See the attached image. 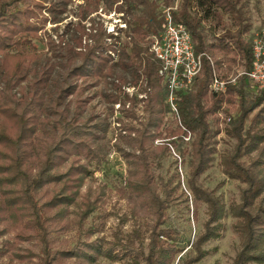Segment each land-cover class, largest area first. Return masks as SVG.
I'll return each instance as SVG.
<instances>
[{"label":"trees","instance_id":"obj_1","mask_svg":"<svg viewBox=\"0 0 264 264\" xmlns=\"http://www.w3.org/2000/svg\"><path fill=\"white\" fill-rule=\"evenodd\" d=\"M69 1L61 0L63 7H58L46 6L37 0H0L3 82L0 88V223L11 224L19 243L35 242L38 251L18 254L33 264H52L62 259L72 260V264H89L101 256L120 259L124 255L119 253L120 246L131 250L128 243L122 242L118 231L114 240L105 244L99 238L85 239L72 247L56 249L49 239L53 222L59 220L65 226L62 221L67 214L65 208L81 197V187L88 176L83 160L99 156L93 142L98 137L96 131L79 124L78 112L70 117L69 104L64 101L78 91V80L102 79L121 68L132 73L135 83L141 81V90L146 94V119L136 130L137 138H127L138 154L124 155L130 165L124 193L134 202L133 213L148 217L147 251L140 248L136 254L145 264H172L182 250L181 239L176 228L166 226V219L169 205L179 195L177 187L166 182L161 184V197L152 171L154 154L169 147L154 146L153 140L161 135L163 118L171 110L166 101V86L159 75L160 61L151 50L152 37L162 30L164 20L158 9L161 5L168 6L170 0H130L126 11L130 17L125 21L126 29L120 30L125 39L98 28L90 35L91 45L86 44L83 50L68 49L65 85L51 98L53 108L49 114L55 118L49 131L43 126L49 120L43 116L46 96L40 91L51 81L55 64H45L40 69L27 96L15 99L12 90L23 79V71L41 58L32 41L39 38L38 33L45 26L47 18L42 10L62 13ZM242 2L181 0L172 13L174 21L190 33L195 53L203 54L201 71L191 88L177 92L175 125L161 129L170 137L169 144L175 147L183 143L188 133L192 135V140L187 142L191 155L187 186L193 202L205 203L208 212L201 232L192 242V255L184 256L181 264L199 261L206 253L203 244L220 233V200L199 183L200 175L210 166L220 132L235 139V145L221 160L222 171L244 184L240 202L234 207L241 248L232 264H264V88L249 97L244 89L248 78L243 75L237 85L226 83L222 92L211 89L213 73L225 79L230 70V64L223 67L224 56L227 62H237L245 71L252 68V48L244 38L250 23L242 10ZM98 5L99 0H82L78 6L80 19ZM224 15L230 18L233 30L226 25ZM207 20L209 25L205 26ZM77 44L81 45L80 36ZM75 60L79 62L72 65ZM219 112L224 115L222 120L217 115ZM90 201L87 196L81 197V219L96 207L98 198ZM53 209L58 210L55 215H49ZM92 232V228L86 229V238Z\"/></svg>","mask_w":264,"mask_h":264},{"label":"rangeland","instance_id":"obj_2","mask_svg":"<svg viewBox=\"0 0 264 264\" xmlns=\"http://www.w3.org/2000/svg\"><path fill=\"white\" fill-rule=\"evenodd\" d=\"M37 1H41L46 6L51 4L63 7L61 0ZM176 1L179 6L181 0H170L168 5H172ZM81 2L82 0H70L64 6L65 10L62 13L52 14L46 9L42 10V15L47 18L45 26L39 31V38L32 41L36 51L41 53V58L23 71V79L12 90L15 99L27 96L40 69L45 64H55L51 81L46 88L40 91L46 96L43 116L49 122L47 121V123L45 120L43 126L49 131L54 126L52 121L55 118L49 114L53 108L51 98L58 88L65 85L68 49L83 50L86 44L91 45L93 41L90 35L95 33L98 28L125 39L123 31L121 33L120 30L126 29L124 23L130 17L129 14H126L130 0H99L97 9L87 14L83 19H80L79 16L78 6ZM166 6L161 5L158 10L162 12ZM138 8L140 9L141 6H137ZM242 10L250 23V30L244 38L252 48L253 40L257 36H262L264 31V0H243ZM224 21L232 30L235 28L227 15H224ZM208 25L209 20L205 23V26ZM79 26H81L80 29ZM79 36L81 45L77 44ZM108 40L111 39L108 38ZM117 58L118 56H115V59ZM223 59L224 68L230 64V70L226 72L227 77L224 80L234 79V83H229L237 85L239 78L244 75L241 73L247 71L237 62H227V56H224ZM78 62L75 60L72 65ZM120 78H122L121 81ZM133 79L129 70L121 68H117L114 74L102 79H80L77 81L78 91L64 101L67 105L69 104L68 115L71 117L74 112H78L76 119L80 121L79 124L84 125L85 129H93L98 135L93 139V142L99 156L83 160L88 169V176L81 187V197L87 196L91 200L90 202L98 198V203L87 216L81 219L83 207L81 206V197L78 198L76 202L65 208L67 214L62 218L65 226L62 227V222L59 220L53 222L49 239L56 249L72 247L78 240L85 239L94 241L99 238L105 244L108 241H113L114 234L118 231L122 242L128 243L131 248L129 251L123 246L118 247L119 253H124L120 259L111 260L101 256L89 264H145L136 254V250L142 248L144 252L147 251L146 222L148 217L144 213H141L140 216L134 214V202L130 201L124 193L125 179L130 168L124 155L125 153L138 154L135 146L127 143V138L128 136L137 138L136 130L142 127L147 115L144 101L146 94L141 90L143 85L141 81L135 83ZM162 83L166 85L164 78ZM2 86L0 75V88ZM244 86L249 97L255 96L264 88V86L259 87L248 80ZM174 115L171 112L165 114L163 125L160 127L161 135L153 140L154 146L167 145L169 147L154 154L152 171L161 197H163L162 183L171 182V187H177L176 193L179 196L174 198L169 205L166 226L174 227L179 232L182 250L177 254L172 264H181L184 256L192 255V242L201 232L208 212L205 203L193 202V197L187 186L189 159L191 158L187 142L193 137L189 141L185 139L181 145L175 147L169 144L170 137L161 130L166 126L175 125ZM217 115L220 120L224 118L221 112ZM187 136L190 137V134ZM234 145L235 139L220 132L216 137L215 152L210 166L199 177V183L219 198L222 205V216L219 236L203 244L206 253L194 264H232L241 248V237L236 230L237 217L234 215V207L240 202L244 184L229 178L223 173L221 167L223 156L230 152ZM243 160L246 161L245 158ZM48 191H51V188H48ZM41 201L43 202V200ZM57 210H50L48 214L55 215ZM88 228H92L93 232L86 238L84 232ZM14 234L15 231L11 224L0 223V264H33L34 262L19 258L18 254H23L26 251L36 252L39 247L34 241L19 243L14 238ZM15 243L19 244L15 245ZM52 264H72V260L62 259L54 261Z\"/></svg>","mask_w":264,"mask_h":264},{"label":"built area","instance_id":"obj_3","mask_svg":"<svg viewBox=\"0 0 264 264\" xmlns=\"http://www.w3.org/2000/svg\"><path fill=\"white\" fill-rule=\"evenodd\" d=\"M178 7V1L164 7L162 30L152 37L151 50L154 56L160 61L159 75L166 81V101L173 114H177V92L191 88L194 78L202 68V55L194 51L193 40L188 30L182 24L176 23L173 19V11ZM124 26L126 24L124 23ZM253 62L251 70L242 72L248 80L264 86V31L262 36L256 37L253 42ZM210 63L212 60L208 57ZM234 83L219 78L216 72L213 73L211 89L214 92H222L226 83ZM119 106V105H118ZM230 118H227L229 120ZM190 134V133H188ZM191 138L186 136V141Z\"/></svg>","mask_w":264,"mask_h":264}]
</instances>
